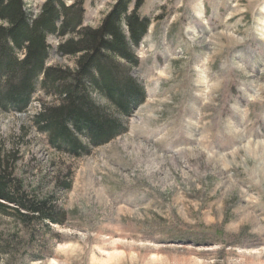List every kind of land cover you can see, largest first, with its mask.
<instances>
[{"label":"rangeland","instance_id":"1","mask_svg":"<svg viewBox=\"0 0 264 264\" xmlns=\"http://www.w3.org/2000/svg\"><path fill=\"white\" fill-rule=\"evenodd\" d=\"M84 1L97 28L118 0ZM140 14L147 99L125 134L77 158L33 126L55 102L40 88L26 113L0 111L18 175L68 213L50 229L0 217V264H264V0H145ZM59 42L48 66L74 68Z\"/></svg>","mask_w":264,"mask_h":264},{"label":"trees","instance_id":"2","mask_svg":"<svg viewBox=\"0 0 264 264\" xmlns=\"http://www.w3.org/2000/svg\"><path fill=\"white\" fill-rule=\"evenodd\" d=\"M144 4L118 0L94 28L85 25L84 0H46L38 14L26 0H0V111L26 113L40 88L55 102L41 104L33 126L53 148L77 158L125 134L147 99L132 74L140 65L136 50L152 25L140 14ZM50 37L60 40L59 54L75 59L74 68L48 66ZM19 161L0 140V217L26 229L65 225L68 213L27 187L17 173ZM4 248L10 256L9 244Z\"/></svg>","mask_w":264,"mask_h":264}]
</instances>
